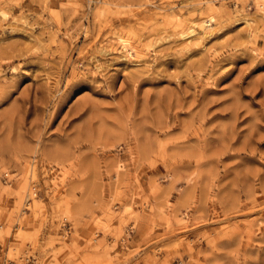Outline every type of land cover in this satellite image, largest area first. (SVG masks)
<instances>
[{
  "label": "rangeland",
  "instance_id": "rangeland-1",
  "mask_svg": "<svg viewBox=\"0 0 264 264\" xmlns=\"http://www.w3.org/2000/svg\"><path fill=\"white\" fill-rule=\"evenodd\" d=\"M0 264H264V0H0Z\"/></svg>",
  "mask_w": 264,
  "mask_h": 264
},
{
  "label": "built area",
  "instance_id": "built-area-1",
  "mask_svg": "<svg viewBox=\"0 0 264 264\" xmlns=\"http://www.w3.org/2000/svg\"><path fill=\"white\" fill-rule=\"evenodd\" d=\"M63 228L65 229V232L67 233L69 227H68V225L66 223H63Z\"/></svg>",
  "mask_w": 264,
  "mask_h": 264
},
{
  "label": "bare ground",
  "instance_id": "bare-ground-1",
  "mask_svg": "<svg viewBox=\"0 0 264 264\" xmlns=\"http://www.w3.org/2000/svg\"><path fill=\"white\" fill-rule=\"evenodd\" d=\"M2 17H4V16H2ZM137 62H135V64H136Z\"/></svg>",
  "mask_w": 264,
  "mask_h": 264
}]
</instances>
